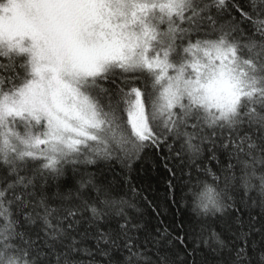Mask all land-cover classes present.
I'll list each match as a JSON object with an SVG mask.
<instances>
[{
	"label": "snow or ice",
	"instance_id": "obj_1",
	"mask_svg": "<svg viewBox=\"0 0 264 264\" xmlns=\"http://www.w3.org/2000/svg\"><path fill=\"white\" fill-rule=\"evenodd\" d=\"M0 264H264V0H0Z\"/></svg>",
	"mask_w": 264,
	"mask_h": 264
}]
</instances>
